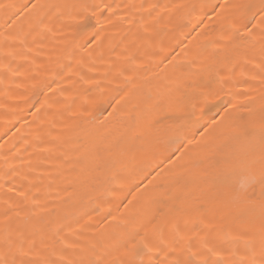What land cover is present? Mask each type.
Wrapping results in <instances>:
<instances>
[{
    "label": "bare ground",
    "instance_id": "1",
    "mask_svg": "<svg viewBox=\"0 0 264 264\" xmlns=\"http://www.w3.org/2000/svg\"><path fill=\"white\" fill-rule=\"evenodd\" d=\"M0 264H264V0H0Z\"/></svg>",
    "mask_w": 264,
    "mask_h": 264
}]
</instances>
